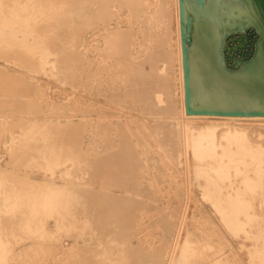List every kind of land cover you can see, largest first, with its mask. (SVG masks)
Returning a JSON list of instances; mask_svg holds the SVG:
<instances>
[{
    "label": "rangeland",
    "instance_id": "obj_1",
    "mask_svg": "<svg viewBox=\"0 0 264 264\" xmlns=\"http://www.w3.org/2000/svg\"><path fill=\"white\" fill-rule=\"evenodd\" d=\"M249 5L221 0L202 94L221 81L230 100H264V76L244 74L264 66ZM180 8L0 0V264H264V153L215 189L192 148L213 132L218 153L237 150L241 133L264 151V114L187 113Z\"/></svg>",
    "mask_w": 264,
    "mask_h": 264
},
{
    "label": "water",
    "instance_id": "obj_2",
    "mask_svg": "<svg viewBox=\"0 0 264 264\" xmlns=\"http://www.w3.org/2000/svg\"><path fill=\"white\" fill-rule=\"evenodd\" d=\"M202 5L204 0H197ZM181 9V31H182V48H183V66H184V83H185V100L187 113H209V114H230V115H253L264 114V100H257L251 97L247 104H243L240 98L230 100L226 95L225 83L217 82L216 98L202 94L195 87V77H198L195 65L200 63L203 66L207 60L206 51L210 40L218 38V31L203 32V34H194L191 32L194 16L187 15L185 0H180ZM218 64V61L215 60ZM209 69L218 71L217 67L210 66ZM253 74L264 76V66L256 62L246 65L244 74ZM225 84V85H224Z\"/></svg>",
    "mask_w": 264,
    "mask_h": 264
},
{
    "label": "bare ground",
    "instance_id": "obj_3",
    "mask_svg": "<svg viewBox=\"0 0 264 264\" xmlns=\"http://www.w3.org/2000/svg\"><path fill=\"white\" fill-rule=\"evenodd\" d=\"M207 1V0H206ZM226 1V0H225ZM235 1V0H234ZM241 1V0H240ZM221 0H209V2L207 3V5L202 9L200 10L198 8L197 5H193L189 0H185V3H186V8H187V15L189 13L191 14H194V23H193V26H194V29H195V32L197 35L199 34H203V32H211L215 29L218 28V26H220V24L222 23L221 21H219L218 19V16H217V10L219 8V4H220ZM239 2V0H238ZM243 2H245V0H243ZM251 2L253 3V7L252 6H248L250 9L253 10V12H256V15H258L259 17L261 16H264V0H251ZM225 7V6H223ZM255 7V8H254ZM220 9V8H219ZM226 11V10H225ZM236 11V10H235ZM216 12V13H215ZM230 13H231V10H230ZM249 13V12H248ZM16 14L17 15H21V10L20 9H16ZM228 14H229V11H228ZM233 15V14H232ZM230 15H228L229 17ZM236 17V15L234 16ZM242 17L244 18V16L242 15ZM238 19V17H237ZM235 18V21L237 20ZM240 21H241V18H239ZM244 20V19H243ZM260 22L263 24L264 26V19L263 17L262 18H259ZM235 21H233L235 23ZM239 21V20H238ZM247 21V20H246ZM241 23V22H240ZM249 23V22H248ZM251 24V23H250ZM254 24H257V23H254ZM259 24V23H258ZM258 24L256 26H258ZM261 26V25H260ZM258 26L259 28H262ZM258 28V29H259ZM224 29V27H223ZM263 30V29H262ZM222 32V30H220ZM259 31L261 32V29H259ZM264 31V30H263ZM2 32L0 31V34ZM262 34V33H261ZM260 34V35H261ZM264 34V32H263ZM2 38H6V37H3ZM263 35H262V39H263ZM217 40V39H216ZM220 41V40H219ZM218 46V45H217ZM213 48V47H212ZM215 48V47H214ZM218 48V47H217ZM211 50V49H210ZM213 51V50H212ZM209 53V51H208ZM215 54V53H213ZM214 56V55H212ZM211 56V57H212ZM216 56V55H215ZM214 56V57H215ZM217 57V56H216ZM217 60V59H216ZM215 61V59H214ZM213 61V62H214ZM216 63V61H215ZM220 63V62H219ZM217 64V63H216ZM221 65V64H220ZM219 65V66H220ZM217 67V66H216ZM221 67L224 68L223 65H221ZM220 67V68H221ZM245 67V65H244ZM219 68V69H220ZM244 69V68H243ZM223 70V69H221ZM225 71V70H223ZM224 74V73H222ZM200 76V71H199V74ZM229 80V79H228ZM234 82V81H233ZM231 84V83H230ZM229 84V85H230ZM234 85V84H233ZM237 85V84H236ZM232 86V85H231ZM238 86V85H237ZM206 88H203L201 91L204 92V94L209 95V88L207 86H205ZM226 88V87H225ZM232 88V87H230ZM238 89V88H236ZM225 90H228V89H225ZM211 96V95H210ZM217 96V95H216ZM216 98V97H215ZM241 99H242V96H241ZM243 100H245L243 98ZM248 100V99H247ZM246 100V101H247ZM244 104V103H243ZM206 134H203L202 132H200L199 134H197L196 136L192 137L193 139H195L193 141V144H192V148L194 150V152L197 154L198 157L200 158H211L214 160L215 162V165H213L211 168V171L214 173L212 174L207 168H202V167H199L197 169V172L198 174H203V176H205L206 180H207V187L208 188H215V189H219L221 188V185L219 183V181L215 178V176H220L221 178L223 177H227V176H230L229 173H230V170H231V167H235V171H241V165H245L244 168H247V164L248 162H250L251 164L252 163H259L261 162V159H260V154L261 153H264L263 149L260 148V150H258L257 153H254L253 150H251V148L247 147L246 146V143H245V138L243 136V134H239V136H237L238 138V149L237 150H232L228 145L226 146H223L222 148V151L221 152H217L216 151V143L215 141L213 140V132H211L210 134L207 135V138H206V141H202L201 138L204 137ZM224 157L227 158V160L224 161ZM253 165V164H252ZM251 165V166H252ZM258 165V164H256ZM254 167V166H253ZM249 168V166H248ZM247 168V169H248ZM256 168V167H255ZM260 168V167H259ZM246 169V172L248 171ZM244 170V169H243ZM251 170V169H249ZM255 171V170H254ZM257 171V170H256ZM255 171V172H256ZM245 172V171H244ZM248 173V172H247ZM258 173V171L256 172ZM255 173V175H256ZM216 174V175H215ZM227 174V175H226ZM250 174V173H249ZM248 176V175H247ZM250 177V175L248 176ZM219 178V177H218ZM222 178V179H223ZM247 177H245L246 179ZM229 180V179H228ZM249 180H252L249 179ZM255 180V179H254ZM261 180V179H260ZM253 181V180H252ZM251 181V182H252ZM223 182V181H221ZM251 182L249 181V183L251 184ZM263 182V181H262ZM261 182V183H262ZM228 183V182H227ZM258 183H259V180H258ZM250 187H252V185H250ZM264 185V184H263ZM243 186V185H242ZM247 186V187H249ZM254 188L256 185H254ZM247 190V189H246ZM228 192V191H227ZM239 192V191H238ZM226 193V192H225ZM230 194V192H228ZM241 193V192H239ZM238 193V194H239ZM236 194V193H235ZM237 194V195H238ZM234 195V194H233ZM240 195V194H239ZM242 195V193H241ZM243 198V196H242ZM232 216V215H231ZM227 217V216H226ZM232 219V218H231ZM233 220H234V217H233ZM235 221V220H234ZM264 262V260H263Z\"/></svg>",
    "mask_w": 264,
    "mask_h": 264
}]
</instances>
